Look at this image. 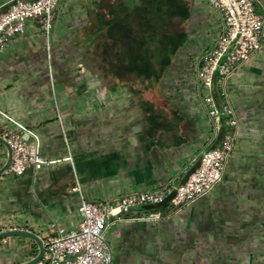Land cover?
Wrapping results in <instances>:
<instances>
[{
	"label": "crops",
	"instance_id": "1",
	"mask_svg": "<svg viewBox=\"0 0 264 264\" xmlns=\"http://www.w3.org/2000/svg\"><path fill=\"white\" fill-rule=\"evenodd\" d=\"M12 1L0 0V11ZM102 1H57L50 59L37 17L0 50V133L20 122L53 160L0 174V231L23 228L44 241L51 224L70 228L81 220L76 181L91 200L177 184L202 148L219 144L194 82V61L218 33L216 12L205 0H187L192 26L150 90L112 80V20L101 12ZM256 10L264 12V0ZM187 62L191 77L182 80ZM172 75L184 88H166ZM225 88L238 129L221 179L160 218L143 206L112 216L105 231L109 264H264V35ZM6 157L0 142V166ZM37 251L31 237H0V264H19Z\"/></svg>",
	"mask_w": 264,
	"mask_h": 264
},
{
	"label": "built area",
	"instance_id": "2",
	"mask_svg": "<svg viewBox=\"0 0 264 264\" xmlns=\"http://www.w3.org/2000/svg\"><path fill=\"white\" fill-rule=\"evenodd\" d=\"M57 1L13 0L6 9L1 10L0 50L7 46L13 34L23 30L27 18L37 17L50 59L49 35ZM205 2L218 15L219 29L214 41L194 61V82L212 138H217L219 144L202 148L198 154V164L177 184L168 181L153 188L124 192L107 200H91L85 198L76 181L72 190L79 193L81 220L70 228L51 224L49 234L43 241V255L36 264H109L111 249L105 231L112 216L135 206L159 203L174 191L166 203V212L156 210L150 213V216L160 218L164 213L201 197L221 179L238 129L235 108L227 96L225 84L260 49L264 35V12L256 10L259 0ZM49 74L51 78L50 69ZM0 136L9 143L12 151L11 163L5 173L20 174L28 168L39 169L53 161L41 155L38 135L18 121L12 120V126L4 128ZM196 160H192L190 166Z\"/></svg>",
	"mask_w": 264,
	"mask_h": 264
},
{
	"label": "rangeland",
	"instance_id": "3",
	"mask_svg": "<svg viewBox=\"0 0 264 264\" xmlns=\"http://www.w3.org/2000/svg\"><path fill=\"white\" fill-rule=\"evenodd\" d=\"M101 12H110L112 20V80L115 79L116 84L130 82L136 87L155 89L173 53L184 44L186 28L192 26L190 3L187 0H103ZM154 48L167 50L161 64L143 55ZM191 72L190 62H187L179 73L180 79L191 77ZM173 79V75L165 79L170 92L184 88L178 78ZM157 102L154 97L150 105L155 106ZM148 210H159V207Z\"/></svg>",
	"mask_w": 264,
	"mask_h": 264
},
{
	"label": "water",
	"instance_id": "4",
	"mask_svg": "<svg viewBox=\"0 0 264 264\" xmlns=\"http://www.w3.org/2000/svg\"><path fill=\"white\" fill-rule=\"evenodd\" d=\"M0 142H2L6 148H7V157L5 162L0 166V174L4 173L5 170L7 169V167L9 166V164L11 163V159H12V151H11V147L9 145V143L2 137L0 136ZM199 159H197L195 161V163L193 165H191L185 172L184 176L182 177L181 181H183L186 176L195 168V166L198 164ZM173 192H170L169 194H167V196L159 203L156 204H145L143 205L144 208H151L154 206H158V205H163L165 203H167V201L172 197ZM11 234H21V235H25L28 237H31L37 244L38 246V251L37 253L30 259L21 262L19 264H36L42 257L43 252H44V243L42 241V239L35 234L34 232L27 230V229H23V228H9L6 230H1L0 231V237L3 236H7V235H11Z\"/></svg>",
	"mask_w": 264,
	"mask_h": 264
},
{
	"label": "trees",
	"instance_id": "5",
	"mask_svg": "<svg viewBox=\"0 0 264 264\" xmlns=\"http://www.w3.org/2000/svg\"><path fill=\"white\" fill-rule=\"evenodd\" d=\"M167 54V50H163L162 48H154V50H152V52L150 53H143V55L147 58H149L152 62H155L157 64H161L163 58L166 56ZM174 54V53H173ZM154 207H159V210H163L164 212L167 211V204H163V205H158V206H154ZM151 207V208H154Z\"/></svg>",
	"mask_w": 264,
	"mask_h": 264
}]
</instances>
